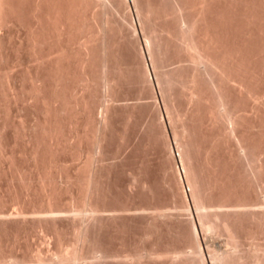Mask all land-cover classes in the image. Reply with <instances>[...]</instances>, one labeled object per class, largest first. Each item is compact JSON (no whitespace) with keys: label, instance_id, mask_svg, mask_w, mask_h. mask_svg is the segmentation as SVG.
<instances>
[{"label":"bare ground","instance_id":"bare-ground-1","mask_svg":"<svg viewBox=\"0 0 264 264\" xmlns=\"http://www.w3.org/2000/svg\"><path fill=\"white\" fill-rule=\"evenodd\" d=\"M144 1H146V0H144ZM258 1L260 2V0H252L251 1L252 3H246L247 1H245V0H186L184 3H178V0H172L173 6H174V8L172 9L173 10L172 14H171V12L168 11V13H170L172 15L171 20H170V21H172V27L168 28V27H165L164 25L161 24V22L164 21L166 18L165 14H164L166 12L161 13L160 10L158 9V8H160V6L158 8H155L153 6V4L143 3V4H145V7H143V6L141 7V5L138 6V4L136 3L137 1L135 2V0H0V108L2 106V104H1L2 103L1 102L2 97L6 99V105L7 106H10V103L16 104L18 101L19 102L21 101L20 103H22V102L26 103L28 101V103L31 102L32 104H35V105L37 104V106L40 109V111L39 110L38 111L41 113V117H42V121H39V118H38V120H34L35 122L33 121L34 124L33 125L31 124L32 127H31V129H29V133H30V130H32L33 135H31V134H29V136L27 135L28 140H26L27 142L32 141V142H30V144L31 143L32 144L30 146V151H28L29 156H28V159H26V161L28 160L30 162L28 164L29 166L27 167V169H30V170H27V171H31V172L33 171L32 173H36L33 177V176H31L32 173L30 175L28 173V176H27L26 172H25L26 168L24 169L23 167H20L16 163V161L14 159V153H13L14 151L12 152L13 148L11 147L12 150L8 149L11 143H9L6 139V132H7L6 129L8 127L6 124L7 116L5 115V113H7V112H4L3 111L4 109H2V111L4 112V115H5V116H3L1 114V111H0V167H2L4 165L3 168H5L6 171H9L8 180L11 183L15 179L18 180L19 185H21L22 188L24 189V192H25L24 194L26 197L29 196L30 190L33 189V191H35L36 188L39 189V191H42L44 193V197H46V199H44V201L46 200V203H45L46 207L44 206L42 209H36V207L34 208V206H35V205L33 206V204H35L34 202H33V204H31L32 206L30 205L29 208L24 207L25 205H19L18 204L19 207L18 208L16 207L17 210H14V211L12 210V212H9L8 208H7L8 210L6 208H5L6 210L4 208H0V236L9 230L10 234H12V238L11 237L10 238L12 239L13 244H15V243H17V241L19 239V234H21V233H19V230L23 229V231H25L24 226L28 225L29 223H31L33 225L37 224V226L40 229H43V225L45 226V224H51L52 230L49 232L50 234L46 232V234L50 235L49 236L50 238L48 237L50 241H48L47 244L49 245L51 243V239L55 243L54 248L51 246L53 248V250L48 249L49 254L47 253L48 255H46V256H44V254H43L45 252L41 253L40 249H36V248L32 249L30 247H28V248L26 247V249H29V248L32 249L29 251L26 250L27 253H23V251H21L22 252L21 254L20 253L15 254V251H14V254L9 253V255L6 254V255H8V256H6V255H4V251H3V248H5L4 246H6V241L2 242V240L0 238V264H109V262L107 263L104 261L105 259H107V260L112 259L113 261H114V259H116L115 260L116 262L115 261L114 262L118 263V264H119V262L121 264H264V243H263V245L262 244L259 245V243H258V246H255V248H252L251 250L246 249L245 252L240 251V249H239L241 244H243L242 240H244V239H250L252 241V240H255L259 237H263V240H264V177H262V175H261L262 169L259 170L260 168H258V166L255 165V162L259 161V160H257L258 145L260 144V143L258 144V142L262 138H264V137H262L260 139L261 132L259 129V127H260L259 124H260L261 119L258 120L259 122L256 121L257 124H254L252 126L251 130L253 132L250 135H246L240 128V124L242 123V118H244V117H242L244 111H242V108L238 106V101H239L238 99L242 98V100H244V98H246L254 104L253 109H255V112L253 114H257L256 112H258V110L260 108L264 110V92L258 93L256 88L254 87L256 90L255 91L253 86H252V85H254L252 83L253 81L254 82H256L258 80L261 81L262 78L260 79V76L259 77L256 76L257 72L255 74V71H254L255 69L253 67V62H252L254 60H252L248 57H245V58H247V64L245 63L246 65L243 66V63L245 61L242 63L243 56H242V52H241L240 48H237L235 46H234L235 48H232L234 44L233 45L231 44L232 47L228 44L229 41L227 42V37H226L227 34L225 32L228 30V29L225 30V28H228L227 24L229 25V23H230L232 26V23H233L232 20H234L236 18V16H242L243 15L244 17L247 18L246 20H248L247 23L249 26V30H247L248 35H247V37L245 36L244 40L246 41L249 39L256 38L257 35H255V31H256V34H258L257 33V32H259L258 26H260L257 22V15L259 14V13H257V11H259V10L257 9L256 3ZM248 2H249V0H248ZM130 3H132V6L134 5L133 8L135 9V12H136L135 17L138 18L139 24L142 25L143 30L145 29V31H146V34L144 37V43H143L144 45L142 44L143 45L142 48L140 47L143 51V55L145 58H143V55L141 57L143 59H146V62L148 59V61L150 62V65H151V67H148V70L145 66L142 68V70H140V71L137 70V72H136L137 77L141 82H143L145 80L147 82V80L149 79V77L152 74V73H150V76L148 78H146L148 76V72H150L149 69L151 68V70L154 73V77H155V81H156L157 86H158V84L161 86L162 92H160V93L163 94V96H162L163 97V99H162L163 109H164V112L167 116L166 118L168 119V121L171 124L173 123L172 124L173 127L171 126V128H169V129H171V132H172L171 137H173L174 142H175L174 143V145H175L174 149L175 150L172 149V153L170 154V156L173 160H176V164H178L177 174H179L181 177H182V175H184V178L186 180L185 182H186L187 189H185V187L180 186L182 188L181 192H178V190H177V194H176V193H174L175 190H173V193H170L172 198L175 199V200H173L174 202H173L172 206H170V207H167V206L166 207H159V206H155V207H145V206L144 207H134L133 206L134 208L133 207L132 208H125L124 206H122V208H117V209H112V208L111 209H104L100 206L101 203L99 205V202L101 201L100 199L102 198L101 189H100L101 188L100 187V184H101L100 177L101 176H100V172H99L101 170L100 169L101 167L99 168L97 165L98 163L96 164V162L98 161L99 158L96 160V158L94 159V157H92V155H91V157L88 156V158L90 157L89 158L90 160H88V161L86 160V162L82 163L81 165H77L76 168L74 169L75 172H73L72 174H68L69 172L66 173L64 170V166L66 163L64 164V162H61V161L60 162H52L54 160L49 161V159H48V161H46V160L40 159L38 157V155L41 153H38V155H37V150H38V145H39L38 141L40 139H43V138L45 139V138L51 137V135H50V133H51L50 132L51 131V127H50L51 120H50V118L54 117V116L51 117V115L53 113H55V116L56 115L59 116V120H57V119H55V120H56V122L57 121L60 122V126L58 125L60 127V129H61V127H64L62 125L67 123V125H70L69 127H71V129H69V130H72L73 138L74 137L76 139L80 138L79 133H78L79 131L77 130V128H79V127L77 126L78 121H76V118H78L77 114L79 112L82 113V116L87 114V106H88L87 101L89 98L86 99V97H85V94L87 93L86 91H88L89 87H91L93 84H96L95 82H97V84L99 85L98 87H100V88L102 87L103 90L105 89L104 91H106V92L112 91L113 82L115 81L114 80L115 79V72L118 69H120L121 65H124V68L126 65H129L128 64L129 62H127L125 59L121 58L122 57V56H120L121 54H119L117 49L114 47L117 46V44H118V43L116 44L117 41L119 42L121 40H124L126 38V35H128V33L130 34L131 31L128 32L129 29H127V28L129 26L127 27L125 25L127 22L124 23L123 19L114 18V17H115V14L116 15L118 14V12L120 13V11H121V13H122V11L125 8H127ZM18 5L25 6L24 8H26L25 10L27 11L26 12L27 16L31 20L30 24H28V25L24 24L23 19H22L23 17L20 14V11L18 10ZM155 6H156V4H155ZM262 6L264 7V5H262ZM239 7H241V9ZM242 7L245 8V11H243L244 9ZM259 7H261V6H259ZM169 9H170V7H169ZM259 9H261V8H259ZM124 15L126 16V14H123L122 18L125 19ZM117 17H118V15H117ZM130 18H131V16H130ZM25 19H27V18L25 17ZM116 19L117 20L121 19L123 21L118 20L119 21L118 22ZM241 19H245V18L240 17V20ZM258 19H259V17H258ZM168 20L169 19H167V22H168ZM246 20H245V22H246ZM233 24H235V23H233ZM165 25L167 26V24H165ZM130 26H132V25H130ZM229 29H230V27H229ZM243 29H245V28H243ZM130 30H131V28H130ZM132 30H133V28H132ZM261 30H263V29H261ZM261 30H260V32H261ZM140 31H141V29H140ZM19 32L22 33V34H20V36H18L19 34L17 35V33H19ZM143 33H144V31H143ZM241 36H239V37H241ZM15 37H16L17 42H15V41L13 42V39L15 40ZM229 37L231 38V34ZM236 37H238V36H236ZM259 37H261V36H259ZM163 38L165 40H168L170 43H172L175 46V49L178 48L180 51H182L184 53L183 61L187 62V64L189 65V67H188L189 71L188 72L185 71L186 72L185 74H178L177 76H174V75H172L171 72H168V71H161V70L156 71L157 64H156V55L155 54H157V51L159 50V48H161L160 43H162L161 41ZM243 38H244V36H243ZM238 40H241V38L237 39V41ZM234 43H235V41H234ZM126 44H125V47H126ZM242 44H243V42H242ZM122 46H121V48H122ZM134 46H136V45L134 44ZM163 46H164V44H163ZM250 48H252V47L250 46ZM170 49H171V47H170ZM118 50H119V48H118ZM121 50H123V49H121ZM140 50H138V51H140ZM260 51H261V54H260L261 65H259V67L261 66L262 67V68L260 67L261 71H262V69L264 71V48H261ZM170 52H169V54H170ZM176 52H178V50ZM176 52L174 54H176ZM251 52H253V50ZM255 53H256V51H255ZM23 54H25V56H22ZM136 54H138V52ZM250 54L253 55L254 53H250ZM254 56H255V54H254ZM258 57H259V55H258ZM251 58H253V56ZM136 59H138V57H136ZM71 61L79 64L80 67H82V70H81L82 78L78 79V83L80 84V85L79 84L78 85L81 86L82 92L81 93L79 92V94H80L79 96L76 94L77 97L73 98V101H72V99L70 100V97L72 98L73 95L70 97H69L70 93L68 95V97H69L68 101L70 100V102L72 101L74 103L73 106L70 105L71 108L74 107V109H77V111H79L75 115L76 116L75 120H74V118L67 119L68 116H66L68 114V113L66 114V112L69 111L67 109V105L69 103L67 101V98H68L67 93L69 91L68 87H67V83L69 82L68 79L70 77L69 76L70 72L68 73V69H69L68 65L70 64L69 62H71ZM163 61H164V58H163ZM259 61H260V59H259ZM185 62H184V64H185ZM258 62H256V63H258ZM130 63H132V62H130ZM93 64H95V66H97V68L95 70L98 69V75H97V72H95L97 75V78L95 77L96 78L95 80H94V77L91 76L92 73L90 74L91 70H89L90 66L92 69V67L94 66ZM137 64H138V62H137ZM175 64L177 65L178 63H175ZM180 64L183 65L182 63H180ZM141 65H144V64L142 63ZM145 65H146V63H145ZM187 66H186V70H188ZM127 67H132V66H127ZM21 68L25 69L24 70L25 72L19 71ZM79 69H81V68H79ZM93 69H94V67H93ZM178 69H180V68H178ZM241 69L243 72L241 71ZM121 71L122 70H120V72ZM125 71H127V70H125ZM20 72H22V73H20ZM71 74H72V71H71ZM128 77H130V75ZM151 80L153 81V78H151ZM148 81H150V80H148ZM92 82H93V84L91 85ZM131 82H133V81H131ZM26 83H28V84H26ZM174 83L179 84L178 87L180 86V90H181L182 94L184 95V96L182 95V99L186 100V104H185L184 108H186L189 105H192L190 108H186L184 113L182 111L183 107H181V111H182L181 112L179 110V108L176 107L177 104L176 105L174 104V100H175L174 96L175 95H173V92L175 90H172V85ZM72 84L74 85L75 83H72ZM134 84H136V83H134ZM68 85L70 87L72 86L70 84H68ZM140 85L141 84H139L138 86H140ZM261 85H262V83H261ZM96 86H94V87H96ZM175 86H177V85H175ZM175 86L173 89H175ZM202 86H205L207 93H209V95L207 97L204 96L205 90L203 91ZM151 87H153V86H151ZM257 88H259V87H257ZM78 89H80V88H78ZM97 90H99V88ZM147 90H149V89L147 88ZM151 90H149V91H151ZM176 90H179V88ZM75 91L77 92V90H75ZM91 91H92V89H91ZM104 91H102V92H104ZM171 91H173V92H171ZM94 92H96V91H94ZM102 92H101V94H102ZM114 93L116 95V92H114ZM174 93L178 94V92H174ZM96 94H97V92H96ZM96 94H94V95H96ZM87 95L88 94H86V96ZM88 97H89V95H88ZM101 99H103V98H101ZM31 103H30V105L28 104L30 106V108H31ZM175 103H176V101H175ZM200 103L203 104V107L205 106L204 108H206V111H207L210 119H212L215 123L218 122L217 124H219V122L222 124L221 126H223V128L221 127L222 128L221 136H225L226 138H228L232 142L231 154L233 153L234 157H236L237 159L242 161V164H243V170L242 171L244 172L243 173L244 176L246 175V178H247V179H245V181L246 180L249 181V185H247V186H250V188L252 189L251 190L249 188V190H251L252 192H255V197L253 200L251 199L252 201L247 200L245 198V196H242V193L240 194L241 197H239L238 194H237L238 197L236 196V191H238L237 189L235 191V188H236L235 182L236 181L234 183H232L233 180L235 179L234 178L235 176H233L232 180L228 179L229 177H231L230 175H232L231 172H230V175L228 174V178L222 177V178L226 179L225 182L219 181L220 183H222V182H223V184L225 183L224 185H220V183L217 180H213L215 175L213 176L212 180H210L212 178V175H211V178L206 176L207 179L209 178V181H207V182L205 181L206 183H204V184L202 183L203 181L201 182L202 184H200V182L198 180L199 178L197 179L198 176H195L196 172H194V171L197 169L194 167L195 170H193L194 168H192L193 166H191V164H190L191 162H190V156H189V150L193 147H190L189 150L187 147V143H188V146L193 145V144H190L191 142L189 141L192 136H189L191 134V133L189 134V132H191V131H189L190 128L188 127V123H187L188 116H187V119L184 117L186 115L190 114L194 118L198 114V112L197 113L193 112L194 111L193 105L194 104L199 105ZM3 104H4V102H3ZM155 104H157V103H155ZM198 105L196 106V108L199 107ZM3 106L6 107L5 105H3ZM24 106H25V104H24ZM70 106H69V108H70ZM148 106H150V105H148ZM105 107H107V106H105ZM200 107H201V105H200ZM203 107H202V109H203ZM242 107H244V106H242ZM18 109H20V108H18ZM32 109L36 110L37 108L35 109L33 106ZM105 109L107 110V108H105ZM157 109H159V108H157ZM8 111H10V110H8ZM16 111H18V110H16ZM89 111H91V110H89ZM250 111H252V108ZM261 112H263V111H261ZM31 113H30V115H31ZM36 113H37V111H36ZM181 113H183V114H181ZM193 113H196V115L194 114L195 115L194 116ZM1 115H2L3 119L1 118ZM89 115L88 116L86 115V117H84L82 119V121H83V122L81 121L82 125L86 126L85 124H87V123L89 124V122L92 120V118L90 120V117L92 114L90 115V117H89ZM10 116H12V115H10ZM69 116H71V115L69 114ZM201 116L203 117V115H201ZM190 118L192 119V117H190ZM11 119L13 120V117ZM25 119H26V117H25ZM201 119H200V121H201ZM262 119H264V118H262ZM18 120H19V118H18ZM26 120L28 121V119H26ZM157 120H159V119H157ZM160 120H162V119L160 118ZM110 121L111 120H109V122ZM188 121L190 123V120H188ZM246 121L247 120H245V122ZM106 122H107L106 118L105 119L103 118L101 120L93 122V124H94L93 126H95V134H94L93 141H92V147H91L92 153L91 154H95L96 156L93 155L95 157H97L98 156L97 154H100V151L103 150L101 148H102L103 141L105 139L104 138V132H105L106 124H107ZM161 122H163V121H161ZM253 123H255V121ZM247 124H249V121ZM261 124H264V123L261 122ZM19 125H21L20 127L23 128L22 127L23 122H20ZM90 125H92V123H90ZM108 125H109V123H108ZM154 125H155V123H154ZM245 125H246V123H245ZM10 126H11V124L9 125V127ZM53 126H54V124H53ZM55 126H57V123L55 124ZM84 126H82V127L84 128ZM206 126H207V124H206ZM28 127L30 128V126H28ZM161 127L164 128L163 123H161ZM88 128H89V126H88ZM247 128H249V127H247ZM25 129L26 128H24V130ZM92 129H94V128H92ZM16 130H18V128ZM261 130H263V129H261ZM54 131H56V130H54ZM67 131H68V129H67ZM84 131L85 130H83V132ZM106 131H108V130H106ZM248 131H249V129H248ZM92 132H93V130H92ZM165 132L166 131H163L162 129L158 130L159 134L157 136H161L164 140L163 144L165 146H168L169 144L167 142V136H166ZM38 133L40 135V136L38 135L40 138H37ZM88 133H89V131H88ZM90 134H91V131H90ZM12 135H13V133H12ZM91 135H93V134H91ZM16 136H20V135H16ZM54 136H55V134H54ZM82 136H84V135H82ZM195 136H197V135H195ZM199 136H201V135L199 134ZM216 136H217V134H216ZM216 136L212 137V138L215 139L218 137V136L217 137ZM64 137H63V139H64ZM59 138L61 139V136ZM59 138H56V139H59ZM66 138H69V137H66ZM157 138H160V137H157ZM192 138H194V137H192ZM206 138H208V136L205 137V139ZM218 138H220V137H218ZM43 140H41V141H43ZM91 140H92V138H91ZM196 140H195V142H196ZM44 141H47V140L45 139ZM71 141H72V139H71ZM80 141H81V139H80ZM220 141H221V139H220ZM84 142H86V141H84ZM45 143L47 144V142H45ZM63 143L65 144V142H63ZM155 143H156V141H155ZM160 143H162V142H160ZM73 144H74V142H73ZM47 145H49V144H47ZM69 145H70V143H69ZM196 145L198 146V144H196ZM12 146H13V144H12ZM44 146H45V144L43 145V147ZM50 146H51V144L48 147H50ZM40 148H42V147L40 146L39 149ZM52 148H53V146H52ZM70 148H71V145H70ZM77 148H78V146H77ZM207 148H208V145H207ZM63 149H64V147H63ZM22 150L20 149L21 154H22ZM261 150H262V147H261ZM175 151H176L177 155H175ZM191 151H192V149H191ZM45 152H48V151H45ZM201 152H203V151H201ZM210 152L208 149V152H206V153H210ZM80 153H82V152H80ZM85 153H87V152H85ZM53 154H54V152H53ZM59 155H60V153H59ZM78 155H80V154H78ZM192 155H194V154L192 153ZM41 156H43V155H41ZM46 157H47V155H46ZM85 158H86V156H85ZM230 158H231V155H230ZM206 159H207V157H206ZM219 159H220V157H219ZM227 159H228V157H227ZM102 160H103V158H102ZM102 160H99V161H102ZM192 161L194 162V160H192ZM214 161L213 162L211 160L205 161V166H207L206 168H207L208 172H209L208 167L209 168L211 167L214 170H216V168H218L217 162L219 160L216 162H214ZM228 162H229V160H228ZM77 163H80V162H77ZM220 163H221V161H220ZM1 164H3V165H1ZM256 164H258V163H256ZM173 166H172V168H173ZM196 167H197V165H196ZM222 168L224 169L225 167H222ZM234 168H235V166H234ZM81 169H83V170H81ZM173 169L171 171H173ZM5 170H3V171H5ZM80 170H81V172H80ZM102 170H103V168H102ZM167 170H168V168H167ZM229 170H230V168H229ZM201 171H203V170H201ZM213 171H211V169H210L211 173ZM240 172H239V175H240ZM165 173H167V172H165ZM51 174H53L54 177L57 179V181H59L61 184L64 185V187H65L64 189H67L66 191L67 192L69 191V193H70L69 194L70 195V197H69L70 206L66 210H64V209L63 210L53 209L50 205V197L52 196V192H51L52 189L51 190H50V188L48 189V186H50L49 184H51L49 182V177ZM218 174H219V171H218ZM224 174H225V172H224ZM243 174H241V178L243 177L242 176ZM239 175H238V177L240 178ZM173 176H175V175H173ZM219 176H220V174H219ZM6 177H4V178H6ZM202 177H203V175H202ZM218 177H216V178L219 179ZM56 179H55V181H56ZM163 179H165V178H163ZM136 180H138V178ZM219 180H221V179H219ZM3 181H2V183H3ZM132 181H134V180H132ZM245 181H243V182H245ZM176 182L178 183V180ZM53 183H56V182H53ZM241 183H242V181H241ZM164 184L166 187H170L169 186L170 184L168 185V182L166 180H164ZM164 184H162V185L164 186ZM135 185H137V184H135ZM242 185H243V183L241 185L239 184L238 187L242 186ZM141 186H142V188H146L149 191L151 190L150 186L146 182H141ZM178 187H179V185H178ZM5 188H8V187H5ZM58 188H56V189H58ZM171 188H173V187H171ZM171 188H169V189H171ZM132 189H134V188L132 187ZM146 189L144 191H146ZM169 189H168V191H169ZM1 190H4V189H1ZM47 190L48 191L50 190V192H47ZM246 190L244 191L245 194L247 193ZM240 191L242 192L243 190L241 189ZM16 192H18V191H16ZM187 192L189 193V196L191 197V201L193 203V204L191 203L193 205L192 208L189 207L187 200L185 201L181 198V197L185 196V194H187ZM56 194H55V196H56ZM62 194H64V192ZM248 194H249V192H248ZM8 195H6V196H8ZM33 195H34V193H33ZM36 195H37V192H36ZM250 196H252V195H250ZM2 197H3V195H2ZM29 199H30V197L28 198V200ZM51 200H52V197H51ZM17 201H19V200L17 199ZM28 203H31V201H29ZM51 203H53V202H51ZM1 204H2V201H1L0 205ZM66 204H68V203H65V205ZM38 206H40V205H38ZM41 206H42V204H41ZM41 206H40V208H41ZM126 217H128V219H133V218L137 219L138 218L139 221H141V223L145 224V226L147 227V230L142 231L144 233H142L141 235L138 236V240H139L138 242L142 243V245L138 244L137 248H136V246H137L136 245L132 249H129V251L125 250L126 252H123L122 254L121 253L115 254V255L111 254V252H108L107 250L104 249V247H102L101 241H100L102 238L101 239L99 238V232H100V230L103 229L102 225L105 224V222L108 223L107 221H113L114 222V220L117 221L118 219H127ZM60 221H67L70 223L69 225H71L70 228H71V235H72L71 240H68L67 238H66L67 240H64L65 237L63 236L64 238L62 239V237L60 236V233L61 232L63 233L62 227L58 226V223ZM161 224H164V225L168 226V228L171 229L173 236L180 239V241L182 242L181 243L182 246L179 244V247H178V246L171 244L172 242L174 243V241H172L173 239L171 240V243H168L165 240H164V242L160 241L161 236H160V238L158 237V232H159L158 226ZM196 224L198 225V227L202 233L201 235L203 238L207 237L208 235L212 236V237L214 235L215 236L216 235H219V236L223 235L226 238L225 240H226L227 246H225V248H223L222 250L218 249V251H209L208 249H206V254H205L201 248V241H200L198 234H197V231H196ZM10 225H13V226H10ZM112 225H113V223H112ZM115 225H116V223H115ZM30 226H32V225H30ZM30 226H29V228H30ZM46 227H47V225H46ZM118 227H119V225H118ZM142 227H144V226H142ZM126 228H128V227H126ZM120 229H122V228L120 227ZM161 229H163V228H161ZM60 230H61V232H60ZM114 230H116V229H114ZM137 230H139V229H137ZM171 232H169V233L171 234ZM24 233L26 234V232H24ZM28 233H30V232H28ZM160 233H161V231H160ZM6 234L8 235V232ZM4 236H6V235H4ZM8 236H11V235H8ZM133 236H134V234H133ZM171 238H173V237H171ZM20 240H22V239H20ZM20 240H19V242H20ZM144 241H147V242L149 241L150 243L148 244L146 242L148 245L144 246V244H143ZM10 245H12V244H10ZM139 245H140V247H139ZM13 246H15V245H13ZM22 246H24V245H22ZM126 246H128V245L126 244ZM252 247H253V245H252ZM48 248H50V246ZM17 249H18V251H20V246ZM11 250H14V247H11ZM22 250L25 251V247ZM109 250H110V248H109ZM5 251L7 252V250H5ZM16 253H18V252H16ZM117 261H119V262H117ZM110 264H112V263H110Z\"/></svg>","mask_w":264,"mask_h":264},{"label":"rangeland","instance_id":"rangeland-1","mask_svg":"<svg viewBox=\"0 0 264 264\" xmlns=\"http://www.w3.org/2000/svg\"><path fill=\"white\" fill-rule=\"evenodd\" d=\"M137 1V2H136ZM186 0H178V3H184ZM245 1H247L246 3H252L251 1L252 0H249V2H248V0H245ZM262 1V2H261ZM135 2L138 4V6H140L141 5V7L143 6V7H145V4L146 3H149V4H153V6L155 7V8H158L159 6H160V8H158L159 10H160V12L161 13H164V12H166V13H164L165 14V20L164 21H162L161 22V24L162 25H164L165 27H172V21H170L171 20V14H172V9L174 8V6H173V3H172V0H146V1H142V0H135ZM143 3H145V4H143ZM159 5H158V4ZM161 3V4H160ZM155 4H156V6H155ZM172 4V5H171ZM257 9L259 10V11H257V13H259L258 15H257V22H258V24L260 25V26H258V28H259V32H257L258 34H256V31H255V35H257L256 36V38H253V39H249V40H244L245 39V36L247 37V35H248V31L247 30H249V26H248V20H246L247 18L246 17H244L243 15L242 16H236V18L234 19V20H232V22L233 23H235V24H233L232 23V26H231V24L229 23V25L227 24V26H228V28H225V30H227V31H225L226 32V37H227V42H228V44L232 47V45H233V47L232 48H235V47H237V48H240V50H241V52H242V56H243V61H242V63H243V66H245L246 64H247V58H245V57H248V58H250V59H252V60H254V61H252L253 62V67H254V71H255V74H256V72H257V75L256 76H260V79H261V81L260 80H258V81H256V82H252L254 85H252L253 86V88L255 87L256 88V90L258 91V93H263L264 92V71H263V69H262V71H261V69H260V67H259V65H261V57H260V54H261V48H264L263 46V44H264V7L262 6V5H264V0H260V2L258 1L257 3ZM262 4V5H261ZM134 6V5H133ZM133 6H132V3H130L129 4V6L127 7V8H125L123 11H122V13L123 14H126V16L124 15V17H125V19L124 18H122L123 16V14L121 13V11H120V13L118 12V17H117V15L115 14V17L114 18H121V19H123V20H121V19H118L119 21H123L124 23H126L125 25L128 27L127 29H129L128 30V32H130V34L128 33V35H126V38L124 39V40H121V41H117L116 42V44H117V46H115L114 48H116L117 49V51H118V53L119 54H121L120 56H122L121 58H123V59H125L127 62H129L128 64L129 65H126L125 66V68H124V65H121L120 66V69H118L116 72H115V81L113 82V89H112V91H109V92H106V91H104L103 90V88L101 89L100 87H98L99 85L97 84V82H95L96 84H93V82L91 83V87H89V89H88V91L90 92H88V91H86L87 93L86 94H88L89 95V97H88V95L86 96V94H85V97H86V99L87 98H89L88 99V101H87V103H88V106H87V116L90 114H92L91 115V117H90V115H89V117H90V120H91V118H92V120L89 122V124L87 123V124H85L86 126H84V125H82V119L84 118V117H86V115H83L82 116V113L81 112H79V111H77V109H74V107L73 108H71V106H73L74 105V103L72 102L73 101V98H76L77 97V95L79 96L80 94H79V92L81 93L82 92V90H81V86H79L80 84L78 83V79H80V78H82V73H81V70H82V67H80V65L79 64H77V63H74L73 61H71V62H69L70 64L68 65V73H69V79H68V83H67V87H68V93H67V97H68V95H69V93H70V95H69V97L70 96H72V98L70 97V100L72 99V101L70 102V100L68 101V99H69V97L67 98V101L69 102L68 103V105L70 106V108H69V106L67 105V109L69 110H67L68 112H66V116H68L67 117V119H72V118H74V120H75V118H76V114H77V117L78 118H76V121H78V127L79 128H77V130L79 131L78 133H79V137L80 138H73V132H72V130H69V129H71V127H69L70 125H67V123L66 124H64V125H62V126H64V127H61V129H60V122L59 121H57L56 122V120L55 119H57V120H59V116L58 115H56L55 116V113H53L52 115H51V117H53V118H50V120H51V123H50V127H51V133H50V135H51V137L50 138H45L47 141H44L43 139H38L39 141H38V150H37V155H38V153H41V154H39L38 155V157L40 158V159H44V160H46V161H48V159H49V161L51 160H54V161H52V162H64V164H65V166H64V170H65V172L66 173H68V174H72L73 172H75V168H76V166L77 165H81L82 163H84V162H86V160L88 161V160H90L89 158L91 157V155H92V157H94V159L96 158V160L98 159V161L96 162V164L98 165V167L101 169H99L100 171V182H101V184H100V189H101V195H102V198L100 199L101 201L99 202V205H100V203H101V207L102 208H104V209H117V208H122V206H124L125 208H132L133 206L134 207H155V206H159V207H170V206H172V204H173V200H175L174 198H172V196H171V194L170 193H173V190H175L174 191V193H176L177 194V190H178V192H181V187H185V189H187V187H186V180H185V178H184V175H182V177L179 175V174H177V167H178V164H176V160H173L172 158H171V156H170V154L172 153V149H174L175 147V145H174V139H173V137H171L172 135V132H171V129H169V128H171V126L173 127V123L171 124L169 121H168V119L166 118L167 116H166V114H165V112H164V109H163V105H162V99H163V94L162 93H160V92H162L161 91V86L158 84V86H157V84H156V81H155V77H154V73H153V71L151 70V68L149 69L150 70V72H148V76L146 77V78H148L149 76H150V73H152L151 74V76L149 77V79L148 80H150V81H148L147 80V82H146V80L145 81H143V82H141L139 79H138V77H137V70L138 71H140V70H142V68L145 66L146 68H147V70H148V67H151V65H150V62L148 61V59H147V62H146V59H143V58H145L144 57V55H143V51H142V46L144 45L143 43H144V37H145V34H146V31H145V29L143 30V26L142 25H140L139 24V22H138V18L137 17H135L136 16V12H135V9L133 8ZM162 6V7H161ZM259 6H261V7H259ZM25 6H22V5H18V10L20 11V14L22 15V19H23V22H24V24H30L31 23V20H30V18L27 16V11L25 10L26 8H24ZM169 7H170V9H169ZM261 8V9H259V8ZM20 8V9H19ZM240 9H241V7H239ZM244 10L243 11H245V8L244 7H242ZM127 9V10H126ZM22 11V12H21ZM168 11L169 12H171V14L170 13H168ZM127 12V13H126ZM23 13V14H22ZM128 14V15H127ZM130 14V15H129ZM129 16V17H128ZM130 16H131V18H130ZM25 17L27 18V19H25ZM129 19H128V18ZM240 17L242 18H245V19H241L240 20ZM258 17H259V19H258ZM29 18V19H28ZM167 19H169L168 20V22H167ZM26 22H25V21ZM117 20V19H116ZM117 20V21H118ZM131 22H129V21ZM236 20V21H235ZM245 20H246V22H245ZM260 20V21H259ZM118 21V22H119ZM238 21V22H237ZM256 22V23H257ZM239 23V24H238ZM241 23V24H240ZM165 24H167V26L165 25ZM244 24V25H243ZM263 24V25H262ZM130 25H132V26H130ZM135 27H134V26ZM247 25V26H246ZM229 27H230V29H229ZM130 28H131V30H130ZM132 28H133V30H132ZM243 28H245V29H243ZM140 29H141V31H140ZM261 29H263V30H261ZM232 30V31H231ZM234 30V31H233ZM260 30H261V32H260ZM136 31V32H135ZM143 31H144V33H143ZM229 31V32H228ZM133 32V33H132ZM137 34H135V33ZM234 32V33H233ZM246 32V33H245ZM143 33V34H142ZM261 35H260V34ZM19 34V35H18ZM20 34H22V33H17V35L18 36H20ZM230 34H231V38L229 37L230 36ZM233 34V35H232ZM242 36H241V35ZM135 35V36H134ZM235 35V36H234ZM261 36V37H259V36ZM129 36V37H128ZM236 36H238V37H236ZM239 36H241V37H239ZM243 36H244V38H243ZM263 36V37H262ZM134 37V38H133ZM229 38V39H228ZM241 38V40H238L237 41V39H240ZM133 39V40H132ZM139 39V40H138ZM143 39V40H142ZM126 40V41H125ZM231 40V41H230ZM251 40V41H250ZM17 42V40H16V37H15V40L13 39V42ZM124 41V42H123ZM136 43H135V42ZM234 41H235V43L237 44H235L234 43ZM241 41V42H240ZM139 42V43H138ZM162 43H160V47L161 48H159V50L157 51V54H155L156 55V64H157V68H156V71H168V72H171L172 73V75H174V76H177L178 74H185L186 72H188L189 71V69H188V67H189V65L187 64V62H185V61H183V58H184V53L182 52V51H180L177 47V49H175V46L172 44V43H170L168 40H165L164 38L162 39V41H161ZM233 42V43H232ZM240 42V43H239ZM242 42H243V44H242ZM245 42V43H244ZM127 43V44H126ZM125 44H126V47H125ZM132 44V45H131ZM134 44L136 45V46H134ZM138 44V45H137ZM141 44V45H140ZM143 44V45H142ZM163 44H164V46H163ZM232 44V45H231ZM252 44V45H251ZM123 45V46H122ZM128 45V46H127ZM131 45V46H130ZM256 45V46H255ZM121 46H122V48H121ZM139 46V47H138ZM235 46V47H234ZM249 46V47H248ZM250 46L253 48H250ZM119 48V50H118V48ZM133 47V48H132ZM141 47V48H140ZM170 47H171V49H170ZM247 48V49H246ZM250 48V49H249ZM255 48V49H254ZM257 48V49H256ZM121 49H123V50H121ZM132 49V50H131ZM141 49V50H140ZM249 49V50H248ZM127 50V51H126ZM134 50V51H133ZM138 50H140V51H138ZM178 50V52H176ZM248 50V51H247ZM253 50V52H251ZM123 51V52H122ZM172 53H171V52ZM250 51V52H249ZM255 51H256V53H255ZM259 51V52H258ZM122 52V53H121ZM127 52V53H126ZM134 52V53H133ZM138 52V54H136ZM142 52V53H141ZM169 52H170V54H169ZM176 52V54H174ZM245 52V53H244ZM124 53V54H123ZM130 53V54H129ZM140 53V54H139ZM179 53V54H178ZM182 53V54H181ZM250 53H254L255 54V56H254V54L253 55H251ZM129 54V55H128ZM169 54V55H168ZM181 54V55H180ZM246 54V55H245ZM248 54V55H247ZM143 55V58L141 57ZM258 55H259V57H258ZM22 56H25V54H23ZM140 56V57H139ZM173 56V57H172ZM176 56V57H175ZM250 56V57H249ZM253 56V58H251ZM134 57V58H133ZM136 57H138V59H136ZM159 57V58H158ZM130 58V59H129ZM133 58V59H132ZM148 58V57H147ZM161 58V59H160ZM163 58H164V61H163ZM179 58V59H178ZM132 59V60H131ZM142 59V60H141ZM167 59V60H166ZM175 59V60H174ZM245 59V60H244ZM259 59H260V61H259ZM137 60V61H136ZM140 60V61H139ZM171 60V61H170ZM179 60V61H178ZM259 62H258V61ZM144 61V62H143ZM176 61V62H175ZM258 62V63H256V62ZM73 62V63H72ZM130 62H132V63H130ZM134 62V63H133ZM137 62H138V64H137ZM169 62V63H168ZM184 62H185V64H184ZM144 64V65H141V64ZM145 63H146V65H145ZM159 63V64H158ZM167 63V64H166ZM175 63H178L177 65L175 64ZM180 63H182L183 65H181ZM246 63V64H245ZM77 64V65H76ZM134 64V65H133ZM188 66H187V65ZM94 65V66H93ZM92 66L94 67V69H93V67H92V69H91V66H90V68H89V70H91L90 71V74L92 73V75L91 76H93L94 77V80L97 78V75H98V69L97 70H95L96 68H97V66H95V64H93ZM140 65V66H139ZM148 65V66H147ZM76 66V67H75ZM78 66V67H77ZM127 66H132V67H127ZM139 66V67H138ZM161 66V67H160ZM182 66V67H181ZM186 66H187V69L188 70H186ZM256 66V67H255ZM74 67V68H73ZM165 67V68H164ZM76 68V69H75ZM79 68H81V69H79ZM136 68V69H135ZM178 68H180V69H178ZM257 68V69H256ZM262 68V67H261ZM130 69V70H129ZM159 69V70H158ZM25 69H20L19 71H22V72H25L24 71ZM120 70H122L121 72H120ZM125 70H127V71H125ZM257 70V71H256ZM71 71H72V74H71ZM125 71V72H124ZM133 71V72H132ZM135 71V72H134ZM186 71V72H185ZM241 71H242V69H241ZM22 72H20V73H22ZM76 72V73H75ZM78 72V73H77ZM95 72H97V75H96V73ZM176 72V73H175ZM243 72V71H242ZM259 72V73H258ZM262 72V73H261ZM77 74V75H76ZM80 74V75H79ZM94 74V75H93ZM262 74V75H261ZM74 75V76H73ZM118 77H117V76ZM120 75V76H119ZM123 77H122V76ZM130 75V77H128ZM135 75V76H134ZM73 76V77H72ZM127 76V77H126ZM79 77V78H78ZM96 77V78H95ZM77 78V79H76ZM126 78V79H125ZM130 78V79H129ZM151 78H153V81L151 80ZM117 79V80H116ZM122 79V80H121ZM129 79V80H128ZM125 80V81H124ZM136 80V81H135ZM139 80V81H138ZM72 81V82H71ZM74 81V82H73ZM120 81V82H119ZM122 81V82H121ZM131 81H133V82H131ZM119 82V83H118ZM126 82V83H125ZM150 82V83H149ZM259 82V83H258ZM72 83H75L74 85L72 84ZM116 83V84H115ZM129 83V84H128ZM134 83H136V84H134ZM141 84L140 86H138L139 84ZM145 85H144V84ZM258 83V84H257ZM261 83H262V85H261ZM26 84H28V83H26ZM68 84H70V85H72L71 87L68 85ZM79 84V85H78ZM152 84V85H151ZM78 85V86H77ZM97 85V86H96ZM175 85H177V86H175ZM178 83H174L173 85H172V90H175L174 92H178V94L177 93H174L173 91H171V92H173V95H175L174 96V98H175V100H174V104L176 105V107L177 108H179V110L181 111V107H185V104H186V100H184V99H182V92H181V90H180V86L178 87ZM256 85V86H255ZM259 85V86H258ZM94 86H96V87H94ZM149 86V87H148ZM151 86H153V87H151ZM174 86H175V89H173L174 88ZM99 88V90H97L98 88ZM145 89H144V88ZM257 87H259V88H257ZM78 88H80V89H78ZM117 88V89H116ZM147 88L149 89V90H151V91H149V90H147ZM179 88V90H176V89H178ZM255 88H254V90H255ZM261 88V89H260ZM74 89V90H73ZM91 89H92V91H91ZM95 89V90H94ZM143 91H142V90ZM202 89H203V91H204V93H205V95L204 96H208L209 95V93H207V90H206V87L205 86H202ZM260 89V90H259ZM73 90V91H72ZM75 90H77V92L75 91ZM96 91L97 92V94H96V92H94V91ZM116 90V91H115ZM255 90V91H256ZM72 91V92H71ZM76 93H75V92ZM102 91H104V92H102ZM140 91V92H139ZM101 92H102V94L104 95H102L101 94ZM114 92H116V95H115V93ZM118 92V93H117ZM149 92V93H148ZM151 92V93H150ZM181 92V93H180ZM109 95H108V94ZM111 93V94H110ZM113 93V94H112ZM77 94V95H76ZM94 94H96V95H94ZM139 94V95H138ZM162 94V95H161ZM180 94V95H179ZM76 95V96H75ZM92 95V96H91ZM111 95V96H110ZM75 96V97H74ZM110 96V97H109ZM115 96V97H114ZM161 96V97H160ZM178 96V97H177ZM181 96V97H180ZM184 96V95H183ZM179 99H177V98ZM101 98H103V99H101ZM112 98V99H111ZM184 98V97H183ZM5 98H3L2 97V100H1V104H2V106H1V114L3 115V116H7V118L10 116V115H12V116H10L8 119L6 118V124H7V129H6V139H7V141L9 142V143H11L10 144V146H9V150H12L11 149V147L13 148V150H12V152L14 153V159H15V161H16V163L20 166V167H23L24 169H25V172H26V175L28 176V173H29V175L33 172H31V171H27V170H30V169H27V167L29 166L28 164L30 163L28 160L26 161V159H28V154H29V152L28 151H30V146H31V144H30V142H32V141H29V142H27L26 140H28L27 138V135L29 136V134H31V135H33V131L32 130H30V133H29V129H31V127H32V125L34 124V120H38V118H39V121H42V117H41V113L39 112L40 111V109H39V107L37 106V104L35 105V104H32L31 102V108H30V103H28V101L25 103V102H22V103H20L19 101L16 103V104H11L10 103V106H7L6 105V99L4 100ZM239 101H238V106L239 107H241L242 108V111H244L243 112V116L242 117H244V118H242V123L240 124V128H241V130L246 134V135H250L253 131L251 130L252 129V126L254 125V124H257V122H259L258 120H260V127H259V129H260V132H261V135H260V139L262 138V137H264V124H261V122L262 123H264V119H262V118H264V110L263 109H259L258 110V112H256L257 114H253L254 112H255V109H253V103L250 101V100H248V99H246V98H244V100H242V98H240V99H238ZM175 101H176V103H175ZM184 101V102H183ZM244 101V102H243ZM3 102H4V104H3ZM29 105H28V104ZM155 103H157V104H155ZM184 103V104H183ZM240 103V104H239ZM244 103V104H243ZM248 103V104H247ZM24 104H25V106H24ZM93 104V105H92ZM161 104V105H160ZM182 104V105H181ZM242 104V105H241ZM3 105H5L6 107H4ZM148 105H150V106H148ZM181 105V106H180ZM188 105V104H187ZM198 104H194L193 105V112H198V114L196 115V113H193V115L195 116L194 118H193V116L192 115H186L184 118H186L187 119V116H188V120H190V123H189V121L187 120V123H188V127L190 128V130L189 131H191V132H189V136H192V137H194V138H190V144H193V145H190V146H188V143H187V147H188V150H189V148L190 147H193V148H191L192 149V151H191V149L189 150V156H190V164H191V166H193L192 168H196L197 170H195V168L193 169V170H195L194 172H196L195 173V176H198L197 177V179L199 180V182H200V184H204V183H206L207 181H209V178H211V175H212V178L210 179V180H212L213 179V176H214V179L213 180H217L218 182L220 181H224L225 182V178H228V174L230 175V172H231V174L232 175H230L231 177H229L228 179L229 180H232L233 179V176H235L234 178L236 179H234L233 180V182L232 183H234L235 181V185H236V188H235V191H236V189L239 191H236V196H237V194L239 195V197H241V193H242V196H245V198L247 199V200H250V201H252L253 199H254V197H255V192H252L251 190V188H250V186H247V185H249V181H245V179H247L246 178V175L244 176V172L242 171L243 170V164H242V161L241 160H239V159H237L236 157H234L233 156V153L231 154V150H232V142L228 139V138H226L225 136H221V132H222V128H223V126H221L222 124L219 122V124H217L218 122H214L212 119H210L209 118V115H208V113H207V111H206V108H204L203 107V104L202 103H200L198 106L200 107V105H201V107L199 108V107H197L196 108V106H197ZM18 106V107H17ZM33 106H34V108L36 109V110H34V109H32L33 108ZM36 106V107H35ZM105 106H107V107H105ZM192 105H189V106H187L186 108H190ZM242 106H244V107H242ZM4 107V108H3ZM9 109H8V108ZM202 107H203V109H202ZM250 107V108H249ZM18 108H20V109H18ZM22 108V109H21ZM25 108V109H24ZM93 108V109H92ZM105 108H107V110L105 109ZM150 108V109H149ZM152 108V109H151ZM154 108V109H153ZM157 108H159V109H157ZM182 108V111H183V113L185 112V109L186 108H184L183 109ZM251 108H252V111H250L251 110ZM2 109H4L3 111L4 112H7V113H5V115H4V112L2 111ZM31 109V110H30ZM71 109V110H70ZM196 109V110H195ZM200 109V110H199ZM205 109V110H204ZM6 110V111H5ZM8 110H10V111H8ZM16 110H18V111H16ZM21 110V111H20ZM33 110V111H32ZM39 110V111H38ZM76 112H75V111ZM89 110H91V111H89ZM153 110V111H152ZM198 110V111H197ZM263 111V112H261V111ZM14 111V112H13ZM35 111V112H34ZM36 111H37V113H36ZM155 111V112H154ZM157 111V112H156ZM159 111V112H158ZM181 111V112H182ZM248 111V112H247ZM260 111V112H259ZM16 112V113H15ZM21 112V113H20ZM27 112V113H26ZM32 112V113H31ZM73 112V113H72ZM90 112V113H89ZM107 112V113H106ZM12 113V114H11ZM26 113V114H25ZM30 113H31V115H30ZM157 113V114H156ZM183 113H181V114H183ZM23 114V115H22ZM28 114V115H27ZM69 114L71 115V116H69ZM95 114V115H94ZM107 116H106V115ZM160 114V115H159ZM253 114V115H252ZM2 115H1V118L3 119V117H2ZM18 115V116H17ZM37 115V116H36ZM39 115V116H38ZM94 115V116H93ZM106 117H105V116ZM159 115V116H158ZM201 115H203V117L201 116ZM246 115V116H245ZM250 115V116H249ZM252 115V116H251ZM256 115V116H255ZM16 116V117H15ZM58 116V117H57ZM75 116V117H74ZM80 116V117H79ZM192 117V119L190 118V117ZM255 116V117H254ZM263 116V117H262ZM13 117V120L11 119ZM25 117H26V119H28V121L25 119ZM56 117V118H55ZM262 117V118H261ZM18 118H19V120H18ZM21 118V119H20ZM37 118V119H36ZM98 118V119H97ZM105 119L106 118V127H105V132H104V141H103V144H102V148L101 149H103V150H101L100 151V154H97L98 156L97 157H95L96 155L95 154H91L92 152V149H91V147H92V141H93V137H94V134H95V126H93L94 124H93V122H95V121H98V120H101V119ZM160 118L162 119V120H160ZM166 118V119H165ZM202 118V119H201ZM252 118V119H251ZM255 118V119H254ZM257 118V119H256ZM259 118V119H258ZM1 119V120H2ZM10 119V120H9ZM16 121H15V120ZM81 119V120H80ZM111 120L110 122H109V120ZM156 119V120H155ZM157 119H159V120H157ZM200 119H201V121H200ZM21 120V121H20ZM55 120V121H54ZM95 120V121H94ZM195 120V121H194ZM245 120H247L246 122H245ZM255 121V123H253L254 121ZM9 123H8V122ZM13 121V122H12ZM18 121V122H17ZM27 121V122H26ZM34 121V122H33ZM54 123H53V122ZM82 121V122H81ZM154 121V122H153ZM161 121H163V122H161ZM212 121V122H211ZM248 121H249V124H247L248 123ZM257 121V122H256ZM20 122H23V128H21L20 126L21 125H19L20 124ZM33 122V123H32ZM158 122V123H157ZM163 123V126H164V128H162L161 127V123ZM194 122V123H193ZM210 122V123H209ZM18 125H17V124ZM57 123V126H55V124ZM80 123V124H79ZM90 123H92V125H90ZM108 123H109V125H108ZM152 123V124H151ZM154 123H155V125H154ZM245 123H246V125H245ZM11 124V126L9 127V125ZM16 124V125H15ZM26 124V125H25ZM32 124V125H31ZM53 124H54V126H53ZM206 124H207V126H206ZM52 125V126H51ZM59 125V126H58ZM67 125V126H66ZM153 125V126H152ZM157 125V126H156ZM159 125V126H158ZM213 125V126H212ZM242 125V126H241ZM244 125V126H243ZM25 126V127H24ZM28 126H30V128L28 127ZM82 126H84V128L82 127ZM88 126H89V128H88ZM93 126V127H92ZM150 126V127H149ZM152 126V127H151ZM170 126V127H169ZM55 127V128H54ZM86 127V128H85ZM158 127V128H157ZM204 127V128H203ZM212 127V128H211ZM220 127V128H219ZM222 127V128H221ZM247 127H249V128H247ZM18 128V130H16ZM20 128V129H19ZM24 128H26L25 130H24ZM91 128V129H90ZM92 128H94V129H92ZM107 128V129H106ZM147 128V129H146ZM202 128V129H201ZM216 128V129H215ZM12 129V130H11ZM28 129V130H27ZM56 130V131H54V130ZM60 129V130H59ZM65 129V130H64ZM67 129H68V131H67ZM87 129V130H86ZM163 130V131H166L165 133H166V136H167V142H168V146H165L164 144H163V138L161 137V136H157L159 133H158V130ZM219 131H218V130ZM248 129H249V131H248ZM261 129H263V130H261ZM11 130V131H10ZM24 132H23V131ZM65 132H64V131ZM83 130H85L84 132H83ZM92 130H93V132H92ZM106 130H108V131H106ZM154 130V131H153ZM157 130V131H156ZM221 130V131H220ZM10 133H9V132ZM54 133H53V132ZM88 131H89V133H88ZM90 131H91V134H93V135H91L90 134ZM153 131V132H152ZM202 131V132H201ZM215 131V132H214ZM247 131V132H246ZM15 132V133H14ZM72 132V133H71ZM204 132V133H203ZM218 132V133H217ZM220 132V133H219ZM12 133H13V135H12ZM17 133V134H16ZM19 133V134H18ZM22 133V134H21ZM54 134H55V136H54ZM155 136H154V135ZM199 134L201 135V136H199ZM204 134V135H203ZM208 134V135H207ZM216 134H217V136L218 137H220V138H218L217 136H216ZM16 135H20V136H16ZM25 135V136H24ZM39 133L37 134V138H40L39 136ZM65 137H64V136ZM72 135V136H71ZM82 135H84V136H82ZM87 135V136H86ZM195 135H197V136H195ZM12 136V137H11ZM24 136V137H23ZM55 138H54V137ZM57 136V137H56ZM61 136V139L59 138ZM64 137V139H63V137ZM90 136V137H89ZM208 136V138H206L205 139V137H207ZM217 137V138H215V139H213L212 137ZM11 137V138H10ZM20 137V138H19ZM66 137H69V138H66ZM157 137H160V138H157ZM15 138V139H14ZM25 138V139H24ZM56 138H59V139H56ZM66 138V139H65ZM87 138V139H86ZM91 138H92V140H91ZM203 138V139H202ZM12 139V140H11ZM21 139V140H20ZM23 139V140H22ZM53 139V140H52ZM56 139V140H55ZM70 139V140H69ZM71 139H72V141H71ZM79 139V140H78ZM80 139H81V141H80ZM89 139V140H88ZM161 141H160V140ZM194 139V140H193ZM197 139V140H196ZM202 139V140H201ZM206 141H205V140ZM220 139H221V141H220ZM223 139V140H222ZM264 138H262L259 142H258V156H257V160H259V161H256L255 162V165L256 166H258V168H260L259 170H261L262 172H261V175H262V177H264V140H263ZM16 140V141H15ZM19 140V141H18ZM41 140H43V141H41ZM49 140V141H48ZM51 140V141H50ZM65 140V141H64ZM154 140V141H153ZM158 140V141H157ZM186 140V139H185ZM195 140H196V142H195ZM210 142H209V141ZM213 140V141H212ZM13 141V142H12ZM15 141V142H14ZM56 141V142H55ZM69 141V142H68ZM83 141V142H82ZM84 141H86V142H84ZM106 141V142H105ZM155 141H156V143H155ZM162 142V143H160V142ZM198 141V142H197ZM202 141V142H201ZM205 141V142H204ZM40 142V143H39ZM42 142V143H41ZM45 142H47V144H51V146L50 147H48L49 145H47ZM63 142H65V144L63 143ZM67 142V143H66ZM72 142V143H71ZM73 142H74V144H73ZM208 142V143H207ZM229 142V143H228ZM263 144H262V143ZM15 143V144H14ZM54 145H53V144ZM58 143V144H57ZM69 143H70V145H71V148H70V145H69ZM228 143V144H227ZM12 144H13V146H12ZM30 144V145H29ZM42 144V145H41ZM45 144V146L43 147V145ZM80 144V145H79ZM106 144V145H105ZM196 144H198V146L196 145ZM200 144V145H199ZM205 144V145H204ZM231 144V145H230ZM74 145V146H73ZM78 146V148H77V146ZM207 145H208V148H207ZM42 147V148H40L39 149V147ZM52 146H53V148H52ZM67 146V147H66ZM80 146V147H79ZM83 146V147H82ZM210 146V147H209ZM16 147V148H15ZM46 147V148H45ZM63 147H64V149H63ZM69 147V148H68ZM73 147V148H72ZM76 147V148H75ZM166 147V148H165ZM206 147V148H205ZM261 147H262V150H261ZM26 148V149H25ZM81 148V149H80ZM84 148V149H83ZM20 149L22 150V154H21V151H20ZM28 149V150H27ZM42 149V150H41ZM63 149V150H62ZM199 149V150H198ZM201 149V150H200ZM205 149V150H204ZM208 149H209V152L210 153H206V152H208ZM213 149V150H212ZM226 149V150H225ZM228 149V150H227ZM66 150V151H65ZM68 150V151H67ZM74 150V151H73ZM175 150V149H174ZM207 150V151H206ZM260 150V151H259ZM17 151V152H16ZM45 151H48V152H45ZM56 151V152H55ZM58 151V152H57ZM63 151V152H62ZM76 151V152H75ZM90 153H89V152ZM191 151V152H190ZM201 151H203V152H201ZM206 151V152H205ZM214 151V152H213ZM53 152H54V154H53ZM74 152V153H73ZM80 152H82V153H80ZM85 152H87V153H85ZM102 152V153H101ZM20 153V154H19ZM43 153V154H42ZM47 153V154H46ZM58 153V154H57ZM59 153H60V155H59ZM67 153V154H66ZM169 153V154H168ZM192 153L194 154V155H192ZM201 153V154H200ZM45 154V155H44ZM76 154V155H75ZM78 154H80V155H78ZM105 154V155H104ZM198 154V155H197ZM207 154V155H206ZM209 154V155H208ZM41 155H43V156H41ZM46 155H47V157H46ZM56 155V156H55ZM63 155V156H62ZM93 155H95V156H93ZM101 155V156H100ZM107 155V156H106ZM175 155H177V153H176V151H175ZM202 155V156H201ZM211 155V156H210ZM230 155H231V158H230ZM27 156V157H26ZM53 156V157H52ZM85 156H86V158H85ZM88 156H90L89 158H88ZM51 157V158H50ZM59 157V158H58ZM61 157V158H60ZM79 157V158H78ZM83 157V158H82ZM103 158V160H102V158ZM106 157V158H105ZM206 157H207V159H206ZM210 157V158H209ZM216 157V158H215ZM219 157H220V159H219ZM227 157H228V159H227ZM20 158V159H19ZM53 158V159H52ZM70 158V159H69ZM82 158V159H81ZM209 158V159H208ZM226 158V159H225ZM234 158V159H233ZM259 158V159H258ZM68 159V160H67ZM78 159V160H77ZM211 160L212 162L214 161V162H216V161H218L217 162V166H218V168H216V170H214L213 168H209L208 167V170H209V172L207 171V166H205V161L206 160ZM23 162H22V161ZM85 160V161H84ZM99 160H102V161H99ZM105 160V161H104ZM192 160H194V162L192 161ZM200 160V161H199ZM225 160V161H224ZM228 160H229V162H228ZM236 160V161H235ZM198 161V162H197ZM202 161V162H201ZM220 161H221V163H220ZM232 161V162H231ZM21 164H20V163ZM28 162V163H27ZM77 162H80V163H77ZM204 162V163H203ZM100 163V164H99ZM103 163V164H102ZM172 163V164H171ZM174 163V164H173ZM225 163V164H224ZM231 163V164H230ZM237 163V164H236ZM256 163H258V164H256ZM221 164V165H220ZM229 164V165H228ZM234 164V165H233ZM241 164V165H240ZM1 165H3V164H1ZM101 165V166H100ZM174 165V166H173ZM196 165H197V167H196ZM220 165V166H219ZM224 165V166H223ZM240 165V166H239ZM172 166H173V168H172ZM234 166H235V168H234ZM239 166V167H238ZM4 167V165L2 166V167H0V190L1 189H4V190H1L0 191V203H1V201H2V204L0 205V208H8L7 210L9 211V212H12V210L14 211V210H17V208L19 207V205H25L24 207H30V205L31 204H33V202L35 203V204H33V206H34V208L36 207V209H42L44 206L46 207V205H45V203H46V200L44 201V199H46V197H44V193L42 192V191H39V189H35V191H33V189L32 190H30L29 191V196L28 197H26L25 196V192H24V189L22 188V186L21 185H19V182H18V180H14L12 183L8 180V176H9V171H6L5 170V168H3ZM222 167H225L224 169L222 168ZM3 170H5V171H3ZM102 168H103V170H102ZM167 168H168V170H167ZM173 169V171H171L172 169ZM204 168V169H203ZM227 168V169H226ZM229 168H230V170H229ZM239 168V169H238ZM210 169H211V171H213L212 173L210 172ZM232 169V170H231ZM81 170H83V169H81ZM81 170H80V172H81ZM166 170V171H165ZM201 170H203V171H201ZM228 170V171H227ZM237 170V171H236ZM102 171V172H101ZM198 171V172H197ZM216 171V172H215ZM218 171H219V174H220V176H219V174H218ZM223 171V172H222ZM241 171V172H240ZM13 172V171H12ZM165 172H167V173H165ZM175 172V173H174ZM200 172V173H199ZM203 172V173H202ZM207 172V173H206ZM224 172H225V174H224ZM235 172V173H234ZM238 172V173H237ZM239 172H240V175H239ZM7 173V174H6ZM171 173V174H170ZM173 173V174H172ZM206 173V174H205ZM210 173V174H209ZM36 173H32L31 174V176H33L34 177V175H35ZM102 174V175H101ZM167 174V175H166ZM197 174V175H196ZM208 174V175H207ZM223 176H222V175ZM236 174V175H235ZM241 174H243L242 176V178H241ZM173 175H177L176 177L175 176H173ZM202 175H203V177H202ZM238 175L240 176V178L238 177ZM6 177V178H4V177ZM135 176V177H134ZM165 176V177H164ZM205 176V177H204ZM209 177L208 179H207V177ZM219 176V177H218ZM237 176V177H236ZM132 177V178H131ZM165 178V179H163V178ZM216 177H218L219 179H221V180H219V179H217ZM222 177H225V178H222ZM138 178V180H136ZM203 178V179H202ZM216 178V179H215ZM2 179V180H1ZM55 177H54V175L53 174H51L50 175V177H49V182L51 183V184H49L50 186H48V189L50 188V190L52 189V200H51V197H50V205H51V207L53 208V209H59V210H66L67 208H69V206H70V203H69V197H70V193H69V191L67 192L66 190L67 189H64L65 187H64V185L63 184H61L59 181H57V179H56V181H55ZM102 179V180H101ZM170 179V180H169ZM224 179V180H223ZM241 179V180H240ZM4 180V181H3ZM132 180H134V181H132ZM164 180H166L167 182H168V185L170 186V187H166L165 186V184H164ZM178 180V183L176 182ZM249 180V179H248ZM2 181H3V183H2ZM136 181V182H135ZM140 181V182H139ZM163 181V182H162ZM203 181V182H202ZM206 181V182H205ZM240 181V182H239ZM241 181H242V183H243V185L242 186H239L238 187V185L240 184H242L241 183ZM243 181H245V182H243ZM18 182V183H17ZM53 182H56V183H53ZM59 182V183H58ZM141 182H146L149 186H150V188H151V190L149 191V190H147L146 188H142V186H141ZM202 182V183H201ZM219 182V183H220ZM227 182V181H226ZM132 183V184H131ZM164 184V186L162 185V184ZM176 183V184H175ZM239 183V184H238ZM2 184V185H1ZM135 184H137V185H135ZM174 186H173V185ZM225 184V183H224ZM223 184V182L222 183H220V185H224ZM134 185V186H133ZM178 185H179V187H178ZM136 186V187H135ZM140 186V187H139ZM177 186V187H176ZM181 186V187H180ZM5 187H8V188H5ZM55 187V188H54ZM59 187V188H58ZM132 187L134 188V189H132ZM171 187H173V188H171ZM239 189H238V188ZM248 189H247V188ZM56 188H58V189H56ZM63 188V189H62ZM104 188V189H103ZM166 188V189H165ZM169 188H171V189H169ZM177 188V189H176ZM179 188V189H178ZM249 188L251 189V190H249ZM6 189V190H5ZM9 189V190H8ZM19 189V190H18ZM132 191H131V190ZM146 189V191H144ZM168 189H169V191H168ZM243 190L242 192L240 191V190ZM247 189V190H246ZM13 192H12V191ZM15 190V191H14ZM50 190L48 191L47 190V192H50ZM62 190V191H61ZM104 190V191H103ZM172 190V191H171ZM246 190V194H245V191ZM16 191H18V192H16ZM130 193H129V192ZM234 191V192H235ZM36 192H37V195H36ZM64 192V194H62ZM104 192V193H103ZM248 192H249V194H248ZM33 193H34V195H33ZM43 193V194H42ZM57 193V194H56ZM66 193V194H65ZM9 194V195H8ZM11 194V195H10ZM54 194V195H53ZM55 194H56V196H55ZM154 194V195H153ZM170 194V195H169ZM254 194V195H253ZM2 195H3V197H2ZM6 195H8V196H6ZM68 195V196H67ZM250 195H252V196H250ZM14 196V197H13ZM37 198H36V197ZM106 196V197H105ZM7 197V198H6ZM11 199H10V198ZM30 197V199L28 200V198ZM68 197V198H67ZM105 197V198H104ZM185 197V198H184ZM238 197V196H237ZM2 198V199H1ZM6 198V199H5ZM43 198V199H42ZM67 198V199H66ZM183 200H187V203H188V205H189V207L190 208H192L193 207V203H192V201H191V197L189 196V193L187 192V194H185V196H183V197H181ZM262 198V197H261ZM4 199V200H3ZM17 199L19 200V201H17ZM103 199V200H102ZM252 199V200H251ZM13 200V201H12ZM55 200V201H54ZM261 200V199H260ZM10 201V202H9ZM16 201V202H15ZM29 201H31V203H28ZM9 202V203H8ZM43 202V203H42ZM51 202H53V203H51ZM56 202V203H55ZM6 203V204H5ZM16 203V204H15ZM22 203V204H21ZM28 203V204H27ZM37 203V204H36ZM65 203H68V204H66L65 205ZM192 203V204H191ZM9 204V205H8ZM13 204V205H12ZM19 204V205H18ZM41 204H42V206H41ZM55 204V205H54ZM38 205H40L41 206V208H40V206H38ZM103 205V206H102ZM3 206V207H2ZM9 206V207H8ZM32 206V205H31ZM106 206V207H105ZM131 206V207H130ZM17 207V208H16ZM55 207V208H54ZM123 207V208H124ZM133 207V208H134ZM5 209V210H6ZM127 219H118L117 221L116 220H114V222L113 221H107L108 223H106L105 222V224H103L102 225V227H103V229L102 230H100V232H99V238L101 239L100 241H101V245H102V247H104V249L105 250H107L108 252H111V254H122L123 252H126L127 250L129 251V249H132L134 246H136V248L138 247V244H141L142 245V243H140V242H138L139 240H138V236L139 235H141L142 233H144V232H142V231H146L147 230V227L145 226V224H143V223H141V221H139V219L137 220L136 218H133V219H128V217H126ZM131 221V222H130ZM113 223V225H112V223ZM115 223H116V225H115ZM133 223V224H132ZM70 223L69 222H67V221H60L59 223H58V226H60V227H62V231H63V233L61 232V230H60V236L62 237V239L65 237V239L64 240H71L72 239V235H71V225H69ZM110 224V225H109ZM135 224V225H134ZM139 224V225H138ZM30 225H32V226H30ZM46 225H47V227H46ZM116 227H115V226ZM118 225H119V227H118ZM141 225V226H140ZM10 226H13V225H10ZM28 228H27V227ZM26 226H24V230L25 231H23V229L22 230H19V233H21V234H19V239H18V241H17V243H15V244H13V241H12V234H10V232H9V230L7 231L8 232V235H11V236H8L6 233L7 232H5V233H3L4 235H6V236H4L3 234L0 236V238H1V240H2V242H5L6 241V246H4L5 248H3V251H4V255H6V254H8L9 255V253H12V254H14V251H15V254H21L22 252L21 251H23V253H27L26 252V250L27 251H29V250H32V249H40V251H41V253L42 252H45V253H43L44 254V256H46V255H48L49 254V251H48V249H52L53 250V248H54V246H55V243H54V241L51 239V243L48 245L47 243H48V241H50L49 240V236L50 235H48V234H46V232L47 233H49L51 230H52V226H51V224H45V226L43 225V229H40L38 226H37V224H35V225H33V224H31V223H29L28 225H26ZM29 226H30V228H29ZM106 226V227H105ZM135 226V227H134ZM142 226H144V227H142ZM8 227V226H7ZM26 227V228H25ZM49 227V228H48ZM51 227V228H50ZM120 227L122 228V229H120ZM126 227H128V228H126ZM159 228V232H158V237L160 238V236H161V238H160V241H162V242H164V240L166 241V242H168V243H171V240L172 241H174V243L172 242L171 244H173V245H175V246H178L179 247V244L182 246V242L180 241V239H178V238H176V237H174L173 236V234H172V232H171V229L170 228H168V226H166V225H164V224H161V225H159L158 226ZM165 227V228H164ZM47 228V229H46ZM108 228V229H107ZM118 228V229H117ZM126 228V229H125ZM145 228V229H144ZM161 228H163V229H161ZM114 229H116V230H114ZM137 229H139V230H137ZM166 229V230H165ZM46 230V231H45ZM119 230V231H118ZM125 230V231H124ZM169 230V231H168ZM106 231V232H105ZM115 231V232H114ZM131 231V232H130ZM160 231H161V233H160ZM196 231H197V234H198V237H199V239H200V241H201V248H202V250L204 251V253L206 254V249H208L209 251H218V249H223V248H225V246H227L226 244V238L222 235H214L213 237L212 236H207V237H202V233H201V231H200V229H199V227H198V225L196 224ZM24 232H26V234L24 233ZM28 232H30V233H28ZM117 232V233H116ZM135 232V233H134ZM141 232V233H140ZM163 232V233H162ZM169 232H171V234L169 233ZM23 233V234H22ZM140 233V234H139ZM25 234V235H24ZM50 234V233H49ZM64 234V235H63ZM133 234H134V236H133ZM170 234V235H169ZM28 238H26V237ZM64 236V237H63ZM69 238H68V237ZM136 236V237H135ZM166 236V237H165ZM11 237V238H10ZM49 237V238H48ZM121 237V238H120ZM164 237V238H163ZM171 237H173V238H171ZM67 238V239H66ZM175 238V239H174ZM262 238V239H261ZM20 239H22V240H20ZM136 241H135V240ZM170 241H169V240ZM259 239V240H258ZM19 240H20V242H19ZM168 240V241H167ZM257 240V241H256ZM24 241V242H23ZM26 241V242H25ZM103 241V242H102ZM134 241V242H133ZM147 241H144L143 242V244H144V246H147L150 242L148 241L147 243H146ZM177 242V243H176ZM130 243V244H129ZM133 243V244H132ZM242 243L243 244H241V246H240V251H244L245 252V250L246 249H249V250H251L252 248H255V246H258V243H259V245H263V243H264V240H263V237H259V238H257V239H255V240H250V239H244V240H242ZM253 243V244H252ZM256 245H255V244ZM10 244H12V245H10ZM20 244V245H19ZM24 245V246H22V245ZM28 244V245H27ZM54 244V245H53ZM126 244L128 245V246H126ZM132 244V245H131ZM13 245H15V246H13ZM18 245V246H17ZM252 245H253V247H252ZM17 246V247H16ZM20 246V251H18V247ZM50 246V248H48ZM53 248H52V247ZM122 246V247H121ZM11 247H14V250H11ZM22 247V248H21ZM24 247H25V251L24 250H22V249H24ZM26 247L28 248V247H30V248H32V249H26ZM139 247H140V245H139ZM251 247V248H250ZM7 248V249H6ZM10 248V249H9ZM107 248V249H106ZM109 248H110V250H109ZM244 248V249H243ZM13 249V248H12ZM46 249V250H45ZM117 249V250H116ZM242 249V250H241ZM5 250H7V252L5 251ZM10 250V251H9ZM126 250V251H125ZM248 250V251H249ZM16 252H18V253H16ZM116 252V253H115ZM119 252V253H118ZM48 253V254H47ZM42 254V255H43ZM8 255H6V256H8ZM116 259H114V261H115ZM105 262H109V264L110 263H112V264H118V263H115L112 259H105L104 260ZM117 262H119V261H117ZM119 264H121L120 262H119Z\"/></svg>","mask_w":264,"mask_h":264}]
</instances>
